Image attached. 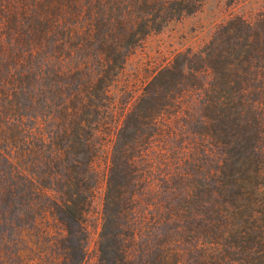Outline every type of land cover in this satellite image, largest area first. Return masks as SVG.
<instances>
[{
  "label": "trees",
  "instance_id": "1",
  "mask_svg": "<svg viewBox=\"0 0 264 264\" xmlns=\"http://www.w3.org/2000/svg\"><path fill=\"white\" fill-rule=\"evenodd\" d=\"M205 1L0 0V264L170 263L167 251L152 256L154 232L160 235L162 219L173 224L183 216L178 202L172 204L176 194L164 187L188 174L180 162L173 163L175 174L168 171L167 108H115L118 91L130 98L136 92L116 84L142 41L200 11ZM237 19L246 27L252 23ZM251 57L241 68L263 90L264 59L256 65ZM194 58L203 59L201 54ZM151 72L150 91L161 80L201 74L172 62ZM242 93L234 94L237 101L230 96L228 104H242ZM180 97L171 117L186 113ZM255 105L262 103L251 105L254 126L238 127L235 135L251 154L258 150L252 140L264 137V106L257 108L258 117ZM139 123H145L142 142L121 153L119 135ZM224 124L222 118L209 120L218 140L227 134ZM257 156L245 157L242 168L234 158L218 164L222 173L225 168L233 172L237 185L231 200L216 207L223 217L216 227L224 242L230 238L229 218L243 213L238 243L225 242L229 249L224 252L243 253L233 263L264 264V183L240 189L251 178L264 179V153ZM240 170H246L244 177H238ZM216 177L219 187L222 180ZM160 189L171 205L148 202ZM101 191L102 211L91 224ZM168 208L173 212L164 215ZM93 230L97 239L90 248ZM169 241H162L161 248Z\"/></svg>",
  "mask_w": 264,
  "mask_h": 264
},
{
  "label": "rangeland",
  "instance_id": "2",
  "mask_svg": "<svg viewBox=\"0 0 264 264\" xmlns=\"http://www.w3.org/2000/svg\"><path fill=\"white\" fill-rule=\"evenodd\" d=\"M237 17L251 20L250 27L241 24ZM248 40L251 41L250 44ZM246 44L249 46L248 51L244 48ZM187 53H191V57H185ZM198 54H201L203 59L194 58ZM250 57L254 58L253 64L263 63L264 0H206L200 11L169 23L161 31L142 41L140 46L136 47L135 53L129 57L124 76L118 78V88L128 85L136 92L135 96L130 98L118 91L115 108H167L164 113L169 119L165 120L164 124L168 125L169 131V136L166 137L168 171L171 175L175 174L178 169H175L173 163L180 162L179 165L181 164L184 172L188 174L183 180L179 178L174 185L164 187V191L176 194L172 204L174 205L176 200L184 209L179 222L177 219L172 224L162 219L159 224L160 235L158 231L154 232L157 247L152 256L166 254L167 251L170 256L168 264H246L241 261L233 263V259L240 260L244 257L242 251L230 249L229 253L224 252L229 249L227 243H238L242 230L239 218H242L243 213H239L238 218L227 219L230 222L227 228L231 233L230 238L225 237L228 235L225 233V243L216 227L223 221V217L218 216L216 207H224L237 191V185L233 186L234 182L231 181L233 172L228 168H225L223 173L219 170L221 160L225 159L223 166L226 160L228 164L231 163L232 158L242 164L245 157L252 155V158L256 159L257 155L264 153L263 136L252 140V145L258 148L254 154L249 153L251 147H247L246 143L245 146L240 145L241 138L235 136L238 127L254 126L251 105L254 106L259 101L262 103L261 107L264 106V89L259 90L258 87L262 84L259 80L251 79V72L241 68L248 63ZM188 58L190 60H187ZM170 62L177 66L185 65L191 73L201 74L197 77L192 74H187L186 78L170 77L172 82L161 80L150 91L149 81L153 74L151 70ZM202 73H206L205 78ZM241 86L244 89L240 90ZM169 88H173L171 94L165 97ZM186 89L189 90L188 93L185 92ZM239 92H243L242 104H228L230 96L234 101L238 100L239 96L234 94ZM180 94V103L186 113L181 112L180 116L174 118L171 115L174 108H178ZM255 106L254 110L260 117L257 108L261 107ZM211 117H218L219 121L221 118L225 120L227 134L223 139H216L210 130ZM144 126L145 123H139L135 129L130 127L122 130L117 140L121 153L134 142H142L143 137L140 136L145 132ZM215 129L220 130L219 126ZM128 153L133 154V151ZM181 157V161L173 160ZM239 165L236 163V167ZM245 171L240 170L238 177H244ZM217 175L222 180L219 187L216 185ZM259 183H264V179L254 177L242 183L240 189L243 190V186L252 188ZM164 191L160 189L158 196L151 200L149 198L148 202L160 207L171 205L169 196L163 193ZM100 193L94 201L91 224L95 223L96 217L102 211V191ZM183 196L187 198L184 199ZM169 212H173L172 208L164 209V215H169ZM176 227L177 229H174ZM174 233L176 236H173ZM96 239L97 233L93 230L90 248ZM168 240H171L169 244L161 248L162 241ZM216 242L219 244L216 245Z\"/></svg>",
  "mask_w": 264,
  "mask_h": 264
}]
</instances>
